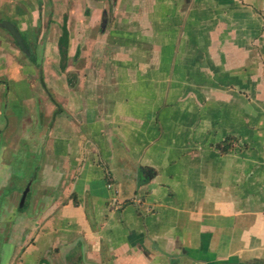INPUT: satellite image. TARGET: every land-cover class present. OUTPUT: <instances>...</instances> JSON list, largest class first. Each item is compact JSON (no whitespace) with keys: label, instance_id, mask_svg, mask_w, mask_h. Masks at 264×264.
I'll use <instances>...</instances> for the list:
<instances>
[{"label":"crops","instance_id":"1","mask_svg":"<svg viewBox=\"0 0 264 264\" xmlns=\"http://www.w3.org/2000/svg\"><path fill=\"white\" fill-rule=\"evenodd\" d=\"M2 20L29 47L0 24V264H264V0H0Z\"/></svg>","mask_w":264,"mask_h":264},{"label":"trees","instance_id":"2","mask_svg":"<svg viewBox=\"0 0 264 264\" xmlns=\"http://www.w3.org/2000/svg\"><path fill=\"white\" fill-rule=\"evenodd\" d=\"M61 36L59 38V48H60V54H61V68L63 71L66 69V62H67V47H68V41H69V31L67 28L66 20L63 22L61 26ZM16 41V40H15ZM17 42V41H16ZM26 45L28 46L26 40ZM29 47V46H28ZM30 59L34 62H36V54L34 52L30 53ZM72 76L76 78V75H72L71 73L68 74L69 82H72L70 79H72ZM228 147L222 148V151H226Z\"/></svg>","mask_w":264,"mask_h":264},{"label":"water","instance_id":"3","mask_svg":"<svg viewBox=\"0 0 264 264\" xmlns=\"http://www.w3.org/2000/svg\"><path fill=\"white\" fill-rule=\"evenodd\" d=\"M0 24L2 27L7 29L11 33V35L16 39V41L18 42L19 46L23 49V51L28 53L23 36L19 31V29L16 27V25L9 20H2L0 21Z\"/></svg>","mask_w":264,"mask_h":264},{"label":"rangeland","instance_id":"4","mask_svg":"<svg viewBox=\"0 0 264 264\" xmlns=\"http://www.w3.org/2000/svg\"><path fill=\"white\" fill-rule=\"evenodd\" d=\"M34 53L37 56V52L34 51ZM59 63H61V54H60ZM40 79H43V77L40 76ZM16 203L18 204V201ZM0 216H1V212H0ZM1 217H0V253L5 249L4 241L6 240L7 235H10V233H13V232L15 233V230L10 229V227H6V226L4 227L3 224H1Z\"/></svg>","mask_w":264,"mask_h":264}]
</instances>
